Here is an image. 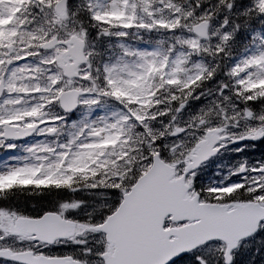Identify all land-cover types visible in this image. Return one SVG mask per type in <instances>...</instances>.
Returning a JSON list of instances; mask_svg holds the SVG:
<instances>
[{
    "label": "rangeland",
    "instance_id": "374dc122",
    "mask_svg": "<svg viewBox=\"0 0 264 264\" xmlns=\"http://www.w3.org/2000/svg\"><path fill=\"white\" fill-rule=\"evenodd\" d=\"M6 1H7V3H5ZM13 1H18V0H0V40L2 39V41H0V77L2 75H6L7 88H10V86H12V85L14 87H18V86L22 87L24 84L22 81L25 80V75L27 74V76H29V72L35 68V65L32 66V64H30L31 61L29 62L28 60L25 59L23 52H16L14 54V57L12 55V57H11L12 61L10 62V65L12 63V66L7 67L5 65V63H6L5 60H7V59L4 58V55L6 54L5 47L8 45L7 43L14 42L17 45H19L22 50H25L26 48L23 46L24 45L23 43L26 41L29 42V40H32V39L39 38V36L35 35V34L36 33L39 34V31H40L39 28H36L33 30V29L26 28L24 26H21L20 23H18L19 18L15 17L16 13L13 14L12 16H10L11 15L10 10H14V8H15V6L11 3ZM91 1H92V4L94 5L95 13H97V15H99V16H105L108 13L118 14L119 5H122L123 13L121 15L120 23L122 25H124V24L127 25V20L130 19V13L128 11L129 5L124 0H85V2H87V3L91 2ZM81 5H82L81 3L75 5L74 9H76L79 6L82 7ZM84 6H88V5H84ZM41 7L48 8L49 4L48 5L47 4L46 5L41 4ZM141 9H142V15H139L137 17V20L140 21L141 24H147V23H149V20H150L149 5L143 4ZM167 9H172V6L169 4H165V6L163 7L162 10L155 8L153 10V14H160L161 15L160 17H163L164 16L163 10H167ZM7 10H8V12H7ZM60 27H65V28L68 27L66 25V21H63V23L61 24ZM30 35H32V36H30ZM26 36L28 37V39H26ZM40 38H42V37H40ZM39 39H37V40H39ZM148 52L149 51H147V50L143 51V53L147 56L149 55ZM147 56H146V59H147L146 62H149ZM50 58H51L50 54H47V55L40 57L38 62H40V61L48 62L50 60ZM256 58H258L262 62L261 66L257 68V69H259V71H250L249 74L244 76V78L248 81V83L262 84L264 82V50H261L260 52H257L256 50H254L250 53L249 58H248V54H247V55L242 56L240 59H242L244 61L249 60L250 63H253L254 61L257 60ZM138 65L141 66V64L137 63V66ZM244 66H243V68H244ZM37 67H38V65L36 66V68ZM143 67L145 68V65ZM201 69H202L201 66L197 67V70H201ZM125 71L127 73H129V71L126 70V68H125ZM143 71H144V69H143ZM12 74H13V76H12ZM171 76L174 77L175 73L172 74ZM252 76H254L255 78H252ZM241 79H242V76H241L240 80ZM17 80H20V82H18ZM124 80L129 81V79H124ZM133 82L138 83L137 80L133 81ZM213 90L215 93H220V99L226 103V109L229 110L233 105L230 94L226 90H224L221 87V85H218V84H216L214 86ZM114 115H116V114L114 113ZM244 118L249 119V116H247L244 113ZM100 119H102V117ZM106 122H109V120L103 121V120H99L96 118L95 122L91 121V127L88 130V134H90V133H91V135L98 134V133L100 134V132L98 131V128L100 127V125H102ZM187 122L188 121H185L183 124H186ZM247 123H248L247 127L249 128L250 121H248ZM176 133H177V131L175 132V135H176ZM103 134H105V133L103 132ZM107 139H108V137L106 135H104L103 140L105 141ZM94 143H96V142H94ZM7 147H10V145H7ZM19 148L21 150L29 151V148L25 147L24 145L20 146ZM83 151H84V149H83ZM58 152L59 151L57 150L56 154H58ZM38 156L39 155H37L36 153L32 154L31 152H28L25 155V159H31L33 161ZM4 157H6V158L1 159L0 177H8L10 173H12L18 169H29V170L33 171L31 168V165H32L31 162H27L28 165H24V163L22 162L23 160H21L17 156L15 158V156L10 155L8 152H6V155ZM9 157H12V158H9ZM73 159L74 160H72L70 162L68 161L66 169L73 172L71 175L81 174L83 172L81 167L84 165L81 163L84 161L83 156H81V157L78 156L77 158H73ZM78 168H80V169H78ZM92 173L95 175L96 171L88 170L82 174L84 177L88 178L90 176V174H92ZM58 174H59V176H58L57 180H69V178H70L69 177L68 179H66L67 175H61L60 173H58ZM105 175H107L108 177L112 176L109 172H107ZM31 177H32V174H30L29 178H31ZM40 177H39V179H40ZM24 179H26V178H24ZM2 182H3V180H0V183H2ZM35 188H37V187H35ZM14 193H16V192H14ZM60 195H61L60 193L57 194V196H60ZM90 196L98 197L100 195L99 194H95V195L89 194V195L78 197V200L83 202V201H85L86 197H90ZM31 197H32V195L30 192L24 193L23 191H21L20 193L12 194L11 196H9L7 198H3V196H0V198H3V199H0V201H2V202L8 201V202L16 203V204L18 203L16 206H19V205L21 206V204H25V202H27L28 205L30 206V203H29L30 200H28V201H25V200H27ZM118 199H119V196H117V194H116V195L111 196L110 199H108V200H104V201H100V202H96V201L88 202L82 208L76 209V211H79L78 212L79 215L87 216L89 214H95V216L97 215L98 217H100L104 214V211L106 209L111 208L114 205L113 202L115 200L118 201ZM23 201H25V202L21 203ZM31 206H32V204H31ZM0 216H4V215L0 214ZM81 231H82V229L80 230V232L78 234V236L81 237V239L78 238L75 241L78 243L77 245H79L80 247H83L82 251L87 252L86 251L87 248L85 247V244H86L85 238L88 237V234H84ZM8 237H9L8 236V230L5 227L0 226V241L5 239L7 242L13 243L14 241L9 240ZM91 238H92V241H94V243L97 245H100L103 243L102 239L98 236H93ZM246 253H248L250 255V258H252L251 262H248L247 264H251L253 262L254 257H255V256H253V253H255V251L250 246H248Z\"/></svg>",
    "mask_w": 264,
    "mask_h": 264
},
{
    "label": "water",
    "instance_id": "95a60500",
    "mask_svg": "<svg viewBox=\"0 0 264 264\" xmlns=\"http://www.w3.org/2000/svg\"><path fill=\"white\" fill-rule=\"evenodd\" d=\"M148 208H143L139 212L142 213L143 218L138 222H122L117 228H112L109 223L105 225L106 229H110L112 232V241L116 246V256L110 258L106 264H136L138 258L145 259L148 254L158 253V248H160V242L162 241L160 237L156 235L150 236L144 242V236L148 232V224L152 222V213H155L154 204L155 202L149 203ZM160 206V205H159ZM42 221H36L30 223L26 230L30 234H36L37 236L45 238V235H51L49 229H44L42 226ZM144 242V243H142ZM5 258L14 259L8 254L4 255ZM29 264H61L58 261H51L45 259H31L27 258Z\"/></svg>",
    "mask_w": 264,
    "mask_h": 264
},
{
    "label": "trees",
    "instance_id": "16d2710c",
    "mask_svg": "<svg viewBox=\"0 0 264 264\" xmlns=\"http://www.w3.org/2000/svg\"><path fill=\"white\" fill-rule=\"evenodd\" d=\"M205 3H207V1L203 0V2L201 4H205ZM31 195H32V197H31V200L29 201V203L32 205H35V206H39L43 209L51 206V203L55 199V196H57V194H51V193L40 194L39 196H36V194L31 193ZM25 201H28V200H25ZM25 201H23L21 203H24ZM25 204H27V202H25Z\"/></svg>",
    "mask_w": 264,
    "mask_h": 264
},
{
    "label": "snow or ice",
    "instance_id": "6c2138e0",
    "mask_svg": "<svg viewBox=\"0 0 264 264\" xmlns=\"http://www.w3.org/2000/svg\"><path fill=\"white\" fill-rule=\"evenodd\" d=\"M10 147H12V146L10 145ZM25 171H31V170H29V169H18V170H15L14 172L10 173L8 177H0V180L10 179L12 177L20 175L21 173H23ZM20 183H23V184H28V183L45 184V183H47V181L46 180H38V181L22 180V181H20ZM181 264H196V261H195V259H193L191 257H187V258L181 259Z\"/></svg>",
    "mask_w": 264,
    "mask_h": 264
}]
</instances>
